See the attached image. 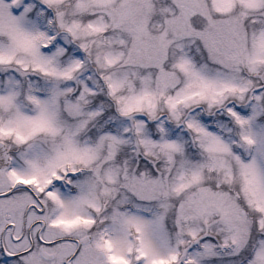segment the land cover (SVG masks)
Segmentation results:
<instances>
[{"label":"snow or ice","instance_id":"1","mask_svg":"<svg viewBox=\"0 0 264 264\" xmlns=\"http://www.w3.org/2000/svg\"><path fill=\"white\" fill-rule=\"evenodd\" d=\"M0 264H264V0H0Z\"/></svg>","mask_w":264,"mask_h":264}]
</instances>
